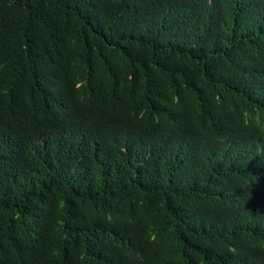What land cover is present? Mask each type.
<instances>
[{"label": "trees", "instance_id": "obj_1", "mask_svg": "<svg viewBox=\"0 0 264 264\" xmlns=\"http://www.w3.org/2000/svg\"><path fill=\"white\" fill-rule=\"evenodd\" d=\"M0 264H264V0H0Z\"/></svg>", "mask_w": 264, "mask_h": 264}]
</instances>
